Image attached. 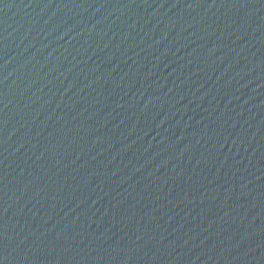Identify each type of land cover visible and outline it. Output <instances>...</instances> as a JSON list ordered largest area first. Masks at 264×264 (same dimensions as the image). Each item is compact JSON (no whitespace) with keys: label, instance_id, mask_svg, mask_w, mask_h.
<instances>
[{"label":"water","instance_id":"1","mask_svg":"<svg viewBox=\"0 0 264 264\" xmlns=\"http://www.w3.org/2000/svg\"><path fill=\"white\" fill-rule=\"evenodd\" d=\"M0 264H264V0H0Z\"/></svg>","mask_w":264,"mask_h":264}]
</instances>
